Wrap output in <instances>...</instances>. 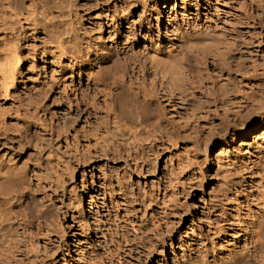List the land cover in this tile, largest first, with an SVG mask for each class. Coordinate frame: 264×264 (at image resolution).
Returning a JSON list of instances; mask_svg holds the SVG:
<instances>
[{"label":"rangeland","instance_id":"obj_1","mask_svg":"<svg viewBox=\"0 0 264 264\" xmlns=\"http://www.w3.org/2000/svg\"><path fill=\"white\" fill-rule=\"evenodd\" d=\"M75 2L101 51L129 30L168 44L181 24L201 15L214 18L232 42L233 62L223 66L211 57L201 73L198 83L216 92L211 104L160 105L162 115L150 124L161 118L169 133L159 140L127 130L121 136L115 115H102L109 131H97L95 117L71 115L58 89H50L72 64L67 44L61 47L52 24L23 18L13 31L25 48L23 69L3 101L10 112H17L16 102L30 112L7 115L8 127L19 132L31 121L29 138L35 137L21 144L23 160L41 157L44 167L33 182L20 184L28 189L16 217L0 224V264H229L241 255L264 264V0ZM58 4L56 13L66 15L68 0ZM121 15L129 21L117 23L113 34L101 27ZM3 26L0 20V36L12 32ZM143 48L142 39L134 51ZM98 137L112 144L107 155L95 154ZM9 143L4 152L18 149ZM129 155L141 169H132Z\"/></svg>","mask_w":264,"mask_h":264},{"label":"bare ground","instance_id":"obj_2","mask_svg":"<svg viewBox=\"0 0 264 264\" xmlns=\"http://www.w3.org/2000/svg\"><path fill=\"white\" fill-rule=\"evenodd\" d=\"M52 1L0 0L3 29L12 31L0 36V44L7 46L0 51V212L3 214V211H7L2 215L0 224L11 223L10 220L16 217L13 210L21 204L28 189V186L20 184L25 180L33 182L44 167L41 157L29 155L23 160L27 154L22 151L21 144L24 141L30 143L35 137L33 134V139L29 138L31 121L19 132H11L12 129L8 127L7 115H30V112L23 111L17 102V112H10L3 101L11 97L13 84L17 83V75L23 69L25 48L18 31L13 32L22 25L23 18L34 24H52V34L61 47L67 44L64 48L72 64L65 66L54 83L49 82V86L52 91L57 88L64 97L69 113L86 115L89 120L95 117L97 131H109L106 123L100 120L102 115H115L116 131L121 136L127 130L135 136L145 133L150 140H159L169 133L161 118L150 124L151 120L162 115L160 105L172 104L175 99H181L184 103L195 100L205 105L211 104L216 100V92L209 94L208 85L198 83L201 82L200 75L211 65V57H220L223 66L231 65L234 58L232 42L221 32L219 24L214 22V18L207 16L204 19L201 15L181 24L177 40H170L168 44L160 36L129 30L126 35L118 32L113 47L101 51L93 40L91 30L83 23V14H79L75 0H68L66 15L63 11L59 14L55 11L62 0ZM61 17H66L65 24H61L63 28L54 22ZM128 21L127 15H121L118 19L111 18V23H102L101 27L108 25L110 34H113L117 23L122 28ZM142 39L144 48L135 52V46H139ZM204 75L210 76L209 72ZM149 76L152 77L150 85ZM158 85L162 86V90L158 89ZM164 100L167 102L164 103ZM243 128L246 130L248 127ZM257 128L258 125L252 130ZM9 142L19 144L18 149L14 150L11 146L13 148H8L9 152H4ZM96 142L99 143L95 147V154L107 155L105 152L110 151L112 144L101 143L100 137L96 138ZM88 156H91L90 151L81 162ZM109 157L112 155L107 157V162ZM129 159L133 170L141 169L138 160L132 159L131 155ZM32 164L35 169L30 174ZM21 221L27 225L31 219L25 215ZM6 241H10L8 237ZM229 264H254V261L248 255H241Z\"/></svg>","mask_w":264,"mask_h":264}]
</instances>
